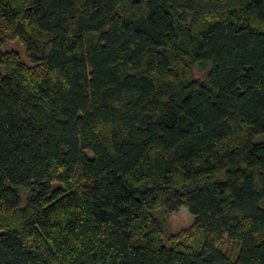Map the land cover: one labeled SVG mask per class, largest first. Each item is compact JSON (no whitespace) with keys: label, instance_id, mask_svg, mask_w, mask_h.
<instances>
[{"label":"trees","instance_id":"1","mask_svg":"<svg viewBox=\"0 0 264 264\" xmlns=\"http://www.w3.org/2000/svg\"><path fill=\"white\" fill-rule=\"evenodd\" d=\"M0 68V264H264V0H0Z\"/></svg>","mask_w":264,"mask_h":264},{"label":"rangeland","instance_id":"2","mask_svg":"<svg viewBox=\"0 0 264 264\" xmlns=\"http://www.w3.org/2000/svg\"><path fill=\"white\" fill-rule=\"evenodd\" d=\"M2 48L17 50L20 53L21 57L26 60L23 47L19 44L18 41L8 40L2 45ZM0 71L2 72V68H0ZM261 139H264V134H260V136L256 140H261ZM191 221H192V215L185 208L180 209L178 212L168 213L166 214L165 217L166 232L170 234L171 233L177 234L182 229L188 227ZM225 244L228 243H224V245Z\"/></svg>","mask_w":264,"mask_h":264}]
</instances>
